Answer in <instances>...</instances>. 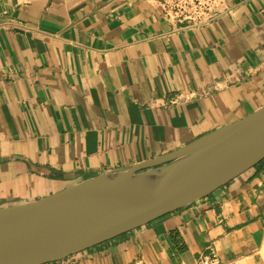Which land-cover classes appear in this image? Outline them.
<instances>
[{"label":"crops","instance_id":"obj_1","mask_svg":"<svg viewBox=\"0 0 264 264\" xmlns=\"http://www.w3.org/2000/svg\"><path fill=\"white\" fill-rule=\"evenodd\" d=\"M198 26L156 0H0V207L157 159L264 106V0ZM264 264V161L68 264ZM55 264V263H50Z\"/></svg>","mask_w":264,"mask_h":264},{"label":"water","instance_id":"obj_2","mask_svg":"<svg viewBox=\"0 0 264 264\" xmlns=\"http://www.w3.org/2000/svg\"><path fill=\"white\" fill-rule=\"evenodd\" d=\"M264 161V106L157 159L0 207V264H50L208 197Z\"/></svg>","mask_w":264,"mask_h":264},{"label":"built area","instance_id":"obj_3","mask_svg":"<svg viewBox=\"0 0 264 264\" xmlns=\"http://www.w3.org/2000/svg\"><path fill=\"white\" fill-rule=\"evenodd\" d=\"M165 17L192 26L207 24L226 12V0H156ZM69 259V258H67ZM67 259L55 264H68ZM193 264H236L224 263L217 257H203Z\"/></svg>","mask_w":264,"mask_h":264}]
</instances>
